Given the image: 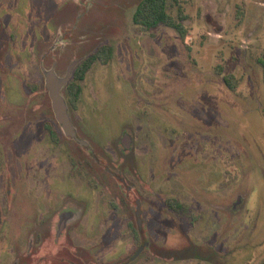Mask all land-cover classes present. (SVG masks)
Returning a JSON list of instances; mask_svg holds the SVG:
<instances>
[{
    "label": "rangeland",
    "instance_id": "374dc122",
    "mask_svg": "<svg viewBox=\"0 0 264 264\" xmlns=\"http://www.w3.org/2000/svg\"><path fill=\"white\" fill-rule=\"evenodd\" d=\"M141 1L0 0V264H264V0H179L184 41Z\"/></svg>",
    "mask_w": 264,
    "mask_h": 264
},
{
    "label": "trees",
    "instance_id": "16d2710c",
    "mask_svg": "<svg viewBox=\"0 0 264 264\" xmlns=\"http://www.w3.org/2000/svg\"><path fill=\"white\" fill-rule=\"evenodd\" d=\"M170 0H142L134 14V22L137 25L143 26L147 29H152L160 25H166L174 28L184 41L187 37V29L183 24L189 17L185 13L183 6L179 3V0H172L178 4V18L173 17L168 11V3ZM114 56V47L109 44L100 46L95 52L91 53L85 58L74 70L73 80L68 86V92L70 96V102L72 105L76 104L81 93L80 82L83 80L92 65L100 61L103 64H107L112 60ZM264 69V55L261 60ZM264 73V72H263ZM226 84L231 88H236V82L232 74L225 76ZM168 204L174 208L179 209L180 204L174 199H168Z\"/></svg>",
    "mask_w": 264,
    "mask_h": 264
},
{
    "label": "water",
    "instance_id": "95a60500",
    "mask_svg": "<svg viewBox=\"0 0 264 264\" xmlns=\"http://www.w3.org/2000/svg\"><path fill=\"white\" fill-rule=\"evenodd\" d=\"M75 64L76 63H73L71 65L67 77L65 79H63V80H58V78L55 76L53 71L49 72L48 73V77H47V81H48L47 86H48V88H49V90L51 92V98H52V101H53V108H54L57 120L61 124L64 132L68 136L76 139L80 144L86 146L87 145L86 142H84L83 140H80L78 138L76 130L73 127V125L71 123V119H70V117L68 115L67 106H66L65 102L63 101L61 95L59 94L60 89L62 87H64L68 83V81H69V79H70V77L72 75L73 68H74ZM141 213H142L141 204L138 203L137 218L139 220L140 225L142 224ZM143 249H144V245L135 254L133 259L136 258Z\"/></svg>",
    "mask_w": 264,
    "mask_h": 264
},
{
    "label": "flooded vegetation",
    "instance_id": "af4514ba",
    "mask_svg": "<svg viewBox=\"0 0 264 264\" xmlns=\"http://www.w3.org/2000/svg\"><path fill=\"white\" fill-rule=\"evenodd\" d=\"M0 25H1V23H0ZM0 29H1V26H0ZM79 64H80V63H79ZM79 64H78V65H79ZM75 65H76V64H75ZM78 65H77V66H78ZM74 67H75V66H74ZM47 128L49 129L51 136H52L53 138L57 139V132H56L54 129L50 128L48 125H47ZM141 211H142V209H141Z\"/></svg>",
    "mask_w": 264,
    "mask_h": 264
}]
</instances>
